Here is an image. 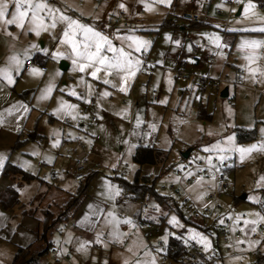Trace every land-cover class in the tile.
I'll return each instance as SVG.
<instances>
[{
	"label": "rangeland",
	"instance_id": "374dc122",
	"mask_svg": "<svg viewBox=\"0 0 264 264\" xmlns=\"http://www.w3.org/2000/svg\"><path fill=\"white\" fill-rule=\"evenodd\" d=\"M34 2H45L68 14L50 1ZM141 2L146 5L144 11L134 13L127 20H141L145 25L132 24L128 31L147 43L137 45L131 41L119 46L116 40L112 41L114 46L131 52L133 61H140L130 72L121 73L126 76L125 81L116 75H105L103 71L98 74L99 79H94L89 74L91 69L84 73L74 72L70 59H53L52 52L70 51L58 42L62 38V24L58 23L55 29L41 31L37 36L28 30L27 20L24 28L0 21V69L8 68L13 56L22 62L19 72L13 70L12 84L0 75V157L4 158L0 167V264H13L19 248L27 249L30 255L38 254L45 251L48 244L57 247L63 237V249L69 254L71 264L75 260L76 264H87L89 261L97 264L99 245L104 247L105 260L113 251L115 264H157L156 256L164 253L159 243L166 248L170 238L195 244L207 257L221 259L215 264H257L258 252L264 255V237L251 239L249 228L245 227L243 233L234 238L236 254L229 251L230 244L218 235L229 208L246 216L247 227L263 225L264 232V221L257 215L264 188V180H261L264 177V151L245 154L241 159L239 152H220L214 147L220 145L221 148L235 149L264 144V44L258 46L263 53L259 62L246 59L251 55L252 47L242 46L244 41H262L261 38L264 41V33L245 30L264 27V0ZM249 4L254 7H248ZM191 6L208 11L204 13L216 20L214 26H202L198 30L184 22L181 18L186 13L202 14L186 12ZM239 10L241 13L237 16ZM59 15L60 12H57L56 16ZM228 16L232 18L225 30L224 21ZM166 19H177V28L172 31L162 27ZM46 23L51 21L46 20ZM183 27L187 30L182 31ZM223 31L238 32L232 54L220 51L211 54L213 59L207 60V54L200 53L203 49L197 51L199 54L195 53L196 46L204 48L212 45L215 51L222 46L229 50L230 45L221 35ZM157 33L161 39L156 40ZM209 36H219L221 46L212 43ZM129 44H132L131 48ZM32 45H37V48ZM137 46L141 51L134 50ZM41 49H47L49 54ZM179 51L191 61L197 59V54L201 55V63L204 61L214 67L209 78L219 85L220 95L207 90L202 98L210 119L200 120L198 117L201 94L195 99L193 96L196 95L182 96L180 93V85L175 82L173 72V58ZM163 57L167 60H162ZM28 60L34 64L25 70ZM62 62L68 64L66 70H62ZM42 66L45 71L41 70ZM146 66L147 70L144 69ZM34 67L43 75H32ZM56 72L60 75L57 76ZM200 76L203 75H197V78ZM104 79L111 83L104 84ZM50 83L54 84L52 93L49 98L41 99ZM121 87L125 90L120 91ZM225 89L229 90L228 98L221 97ZM70 91H76L78 96L69 95ZM104 92L109 95L104 96ZM80 94H84L83 99L79 98ZM189 100L191 103L186 104ZM60 101L77 106L72 113L76 119L66 115L65 111H57ZM93 118L98 120L96 127L92 123ZM237 129L254 130L257 137L251 142L239 143L235 137ZM229 137L233 138L231 143L228 142ZM152 139L157 149L170 153L166 167L178 169L190 162H200L206 156L209 159L221 155L235 167L226 175L225 183L229 188L222 196L223 208L213 212L209 218L197 220L210 229L208 232L198 231L184 222L182 217L190 219L192 213L181 204L179 211L166 214L165 221L159 224V211L152 214L149 209L142 208L140 201L126 198L120 181H134L140 167L134 163L133 155L138 146L146 145ZM189 150H192L189 158L182 160L181 155ZM80 152L85 153L88 165L84 174L91 176L88 198L79 207L88 218L89 228L81 230L73 227L69 234L64 235L61 230L64 219L60 221L58 217L61 208L75 196L81 185L75 181L78 174L76 155ZM7 164L38 179L27 184L20 175L4 176ZM160 171V166L143 168V172L155 177ZM173 174L172 171L157 181L156 190L161 195L173 197L170 190L164 189L165 182L173 180ZM215 181L213 175L196 174L194 183L187 187L189 196L197 204L205 205L208 197L215 192ZM10 189L18 193L22 206L4 207L3 204L11 198ZM116 190L119 195L115 194ZM241 196L246 197L240 200ZM150 201V207L158 208L153 200ZM46 207H51L55 215V222L50 223L48 228L45 224L46 211H43ZM25 213L29 215L25 216ZM109 213L112 215L109 216ZM138 214L141 219H138ZM137 220L149 222L140 228L134 224ZM125 224L129 229H121V225ZM156 230L159 235L155 234ZM81 244L85 245L83 250ZM50 261L51 255H48L46 263Z\"/></svg>",
	"mask_w": 264,
	"mask_h": 264
},
{
	"label": "snow or ice",
	"instance_id": "6c2138e0",
	"mask_svg": "<svg viewBox=\"0 0 264 264\" xmlns=\"http://www.w3.org/2000/svg\"><path fill=\"white\" fill-rule=\"evenodd\" d=\"M159 3H164L165 0H157ZM121 8L124 7L123 4L120 5ZM248 7H254V5L249 4ZM151 10V8H149ZM60 12V15L57 17L56 13ZM45 13V15H42ZM26 20L28 21V30L34 32L37 36L40 35L41 31H48L49 28L55 29L59 24L64 25L62 28V38L58 42L62 45H66L70 51L68 53L64 52H52L50 55L53 59L66 58L70 59L73 64V71L84 73L87 70L91 69L90 75L94 79H99V73L103 71L105 75H116L122 81L126 80V76L121 75L124 72H130L133 67H136L140 64L139 60L133 61L131 52H126L123 47H116L113 45V42L106 36L103 35L100 31L95 30L92 27L86 26L79 21L72 19L71 17L64 14L60 9L54 8L45 2H34V0H0V21H3L7 25H15L20 28L26 26ZM46 20H50L51 23H46ZM246 31H260L264 33V27L258 29H245ZM208 39L216 44L217 47H220V37L219 36H209ZM125 40L133 41L137 45L146 44L147 42L140 41L138 38L133 36L125 37ZM264 44V41H244L242 46L248 45L251 47L259 46ZM33 48H37V45H32ZM129 48L132 47V44L128 45ZM47 55V49H41ZM136 52L141 51V48L137 46L134 49ZM106 53H111L109 56ZM21 61L13 56L11 58V63L8 68L0 69V75H2L3 80H6L8 84H12L13 81V70L19 72ZM31 74L40 76L43 73L37 69L32 68ZM134 75V72L132 73ZM56 75L59 76L60 73L56 72ZM81 83H84L81 80ZM104 84H110L111 81L108 79L103 80ZM90 87V86H89ZM115 87V85H113ZM54 88V84L50 83L45 89L41 96V99L49 98ZM123 87L120 88V91H124ZM69 95L78 96L76 91H70ZM104 96H108V92L103 93ZM79 98L83 99L84 94H80ZM75 104H70L66 101H60V106L57 111H65L66 115L70 116L72 119H76V116L73 115V111L76 109ZM139 124V120H137ZM155 126H153L154 128ZM232 137L228 138V142L231 143ZM59 144V141L56 142ZM56 146V145H54ZM134 147V146H133ZM220 152L226 151H236L241 154V159H243L245 154L252 153L254 151H264V144L252 145L247 148H221L220 145L214 146ZM206 151H211L212 149H205ZM3 157H0V167L3 166ZM220 161L222 162L226 159L225 156H219ZM208 164L211 167L212 165L211 158L208 160ZM261 180H264V177H261ZM116 195H119L118 190L115 192ZM112 213H109L111 216ZM261 220H264V215H260ZM175 220V218H173ZM128 221H125L127 223ZM248 221H245V224H248ZM251 223L255 224V221ZM255 231L253 227L251 229ZM85 248V245L81 244V250Z\"/></svg>",
	"mask_w": 264,
	"mask_h": 264
},
{
	"label": "built area",
	"instance_id": "2783aa9c",
	"mask_svg": "<svg viewBox=\"0 0 264 264\" xmlns=\"http://www.w3.org/2000/svg\"><path fill=\"white\" fill-rule=\"evenodd\" d=\"M224 2H228L229 0H223ZM262 9V8H261ZM220 13V12H219ZM184 20H187L192 23H204L209 19L206 13L204 14H192L188 15L187 13L183 16ZM232 17L228 16L224 21L225 29L227 28L230 19ZM133 25H142V22L136 21L133 22ZM213 55L207 54L206 59H213ZM147 59V58H146ZM145 59V62L148 61ZM34 62L32 60H28L26 63V69H29ZM174 73H175V82L180 85V93L182 95L187 94L190 96L204 94L207 90L209 92L219 93V85L213 82L209 76H197L193 75L189 71V62L186 56L179 52L174 56ZM42 71H45V68H41ZM147 70V66L144 68ZM239 73V70H237ZM216 110V109H215ZM92 123L94 126L98 125V120L96 118L92 119ZM149 147L153 146V143L150 142L148 144ZM208 156L205 157L204 160L200 162H190L184 164L183 167L178 168L173 173V180L166 181L164 184V189H168L173 193V196L181 203L184 204L188 210L192 213L191 217L194 219H202L209 218L212 216L213 212L217 210H221L223 205H225L222 196L227 193L229 185L225 183L226 181V170L231 166L228 160H223L222 162L218 157H211L212 165L215 167H211L208 164ZM85 161V153H80L77 155L76 168L77 174L76 180H82L84 174L82 173L86 169ZM196 174L199 175H213L215 177V182L217 183L215 187V192L212 193L205 205L197 204L188 194V186L192 185L196 180ZM143 209H149L152 213H157L158 208L150 207L149 201H144L141 203ZM259 214L264 215V188L261 191L260 201H259ZM247 218L245 215H240L235 212L234 209H230L228 211V216L223 220L222 225L220 226V236L224 238V240L230 244L229 251L236 254V245L234 244V238L243 233L244 228L246 227L250 229L248 231V236L251 239H258L264 237L263 225L255 226V231L251 229L253 227H247L245 224ZM264 221V220H263ZM134 224L138 227H142V221L137 220ZM75 226L74 217H67L64 219L63 234L66 235L70 230ZM129 226L127 224L123 225V229H127ZM247 231V230H246ZM156 235H159V231L156 230ZM64 238V237H63ZM163 247L164 253L162 255L156 256L157 264H210L217 263V261H221V259H216L214 257H207L202 249L195 244L187 243L181 252L175 249L173 252H169L168 248L164 247L162 243H159ZM64 243L63 241L59 243V245L52 246L50 250L51 261L52 264H71L70 256L63 249ZM243 245L242 247H244ZM177 255V259L171 258V254Z\"/></svg>",
	"mask_w": 264,
	"mask_h": 264
},
{
	"label": "trees",
	"instance_id": "16d2710c",
	"mask_svg": "<svg viewBox=\"0 0 264 264\" xmlns=\"http://www.w3.org/2000/svg\"><path fill=\"white\" fill-rule=\"evenodd\" d=\"M170 24L168 21H166L164 26L166 27V26H169ZM191 25L194 28H197L201 26L202 23H192L191 22ZM230 36H233L232 41H231L233 42V39L235 38V34L233 35L227 34V37H230ZM204 94H202V96H204ZM198 111H199L198 117L200 120L210 119V115L206 113V110L203 104L199 105ZM235 137L239 143H247V142H251L255 140L257 136L254 130L237 129L235 131ZM169 154L170 153L168 151L157 149L154 145L151 147H149L147 144L138 146L133 155V161L140 168L139 170H137L135 174L134 181L132 183L127 182L125 180L120 181L121 187L127 199L140 201L141 203L144 201L151 202L150 200H153L155 205L158 207V211L161 213L160 215L161 222L159 224H162L165 221L166 214L172 211H176V210L179 211L178 206H180L181 204L174 196L167 197V196L161 195L156 190V184L159 179H163L166 176H168L172 171L174 172L175 170H177L175 169V167H171V166L166 167L165 164L169 160ZM182 160H186V159L182 157ZM157 166L161 167V171L159 173V176L157 177H155L151 173L143 172L144 167H157ZM234 168H235L234 166L233 167L230 166L226 170V175L230 171H233ZM10 174L20 175L22 177V180L26 183H30L31 181L38 179L37 177L29 173H26L17 167L7 164V166L4 168L3 175L9 176ZM90 180H91V176H85V175L82 180H79L81 185L78 188L77 193L68 203H66L63 206V208H61L62 211H61V215L58 220L61 221L67 218V215L69 214L74 215V213L77 212L81 203L86 198H88ZM116 180H119V178H116ZM8 192L10 193L11 198L8 202L3 204L5 208H11L17 205L19 201L18 200L19 195L16 191L10 189L8 190ZM240 200H242L241 197H240ZM181 205L183 207H186L184 204H181ZM45 213H46L45 224L48 228L49 224L50 223L53 224L55 220L53 219V216L50 212L46 211ZM138 219H141V216H139V214H138ZM182 219H184V222L187 225H191V227H193L194 229L198 231L208 232L210 230L203 225V222L199 223V221H197L201 219H194L192 217L190 219H185L182 217ZM151 223L153 224V222ZM218 235L220 236V230L218 231ZM185 245L186 243L182 240L170 238L167 248L169 252H173L175 249L181 252L184 249L182 248V246H185ZM51 249H52V245L48 244L47 249L43 251L42 253L30 255V252L27 249L19 248L17 252V256L13 264H49V262L46 263V258L48 255H50ZM170 257L173 259H177V255L173 253L171 254ZM257 264H264V255L259 252L257 255Z\"/></svg>",
	"mask_w": 264,
	"mask_h": 264
},
{
	"label": "crops",
	"instance_id": "0c3cea01",
	"mask_svg": "<svg viewBox=\"0 0 264 264\" xmlns=\"http://www.w3.org/2000/svg\"><path fill=\"white\" fill-rule=\"evenodd\" d=\"M47 1H50L49 3H51V4L54 3L56 6L61 7L63 10L67 11L68 14L65 12L64 13L67 16L71 17L72 19H75V20L79 21L80 23H82L86 26L92 27L95 30L100 31L103 35H106L111 41L116 40L117 45H119V46H120V43H126V42L131 43V41L125 40V37L133 36V34H131V32L128 31L129 27L133 26L132 25L133 22L139 21V22H142L141 26L145 25L144 22L141 20H132L130 22L127 20L130 16H133L134 13L135 14H141L144 11V8L146 7V5L143 2H141V0H47ZM121 4L124 5L123 8L120 7ZM199 9L200 8H198L197 6H191L188 9H186V12H187V10L193 11V12H199L202 14H204V12H208V11H205V9L204 10H199ZM126 11H128L129 13L126 14ZM181 19L184 22L191 24V22L184 20L183 17ZM166 21H168L169 24L171 23L169 26H166L169 30L173 31L174 29L177 28V25H176V23L178 21L177 19L176 20L166 19L163 22L162 27H165L164 24L166 23ZM214 21H216V20H213L209 17V19L207 21H205L204 23H202L201 26H199L195 29H198L202 26L212 27L216 23ZM190 27L194 28L192 25H190ZM181 30L186 31L187 29L185 27H183V28H181ZM227 34L228 35L235 34V38L233 39V42H231L233 36L227 37ZM227 34L225 31H223V33L221 35L224 36V41L228 45H230L229 50H228V48L226 50H225V48L223 49L222 46L220 48H218V50H216V51L214 50V47L212 45L205 46L204 48H199L196 46L194 49L195 53L197 51H199V49H203L200 51V53H206V54H216L217 53L218 54L220 51H223L225 53L230 52L232 54V50H233L232 46L237 41L238 32H227ZM241 34H243V32ZM159 38L161 39V36L159 33H157L156 40H158ZM261 40L263 41V38H261ZM182 49H183V47H182ZM250 51H251V55L246 57V59H248L249 61L259 62V58L263 54V53L262 54L260 53L259 47L258 46L252 47ZM179 52L182 53V51H179ZM198 54L196 56L197 59H193L192 61L188 56L185 55L189 64H190L189 71L195 76H197V75L212 76V70L214 67H212V65L210 63H204V61H202V63H201V57H200L201 55H198ZM150 56H151V53L148 55L147 60H149ZM235 57H237V56H235ZM246 59H244V60L246 62H249ZM162 60L166 61L167 58L163 57ZM173 60H174V58H173ZM173 63H174V61H173ZM174 66H175V64H174ZM29 69L25 68V70H29ZM182 96H184V95H182ZM196 96H193V98H195V99L198 98V96L197 97ZM202 98H203V96L201 95V97H200L201 100L198 102V107L200 104H202ZM195 99L193 100V102L195 101ZM189 103H191L190 100L186 102V104H189ZM150 142H152L153 145L155 146L154 139L150 140L147 143V145ZM80 153H82V152H80ZM77 155H76V162H77ZM85 164L88 167V165L86 163V155H85ZM87 167H86V169H87ZM84 171L82 172L83 174H84ZM77 173L79 174V172H77ZM75 176H77V174ZM75 181H77L76 177H75ZM77 182H79V181H77ZM27 184H29V183H27ZM20 205L22 206V204L19 200L17 206H20ZM23 206L26 208L25 205H23ZM29 211H31V210H29ZM43 211L50 212L53 216V219H54L55 215L51 212V207H48V208L46 207L45 209L43 208ZM28 215H29L28 213H25V216H28ZM30 215H33V214L30 213ZM60 215H59V217H60ZM72 216L75 219V226L73 229H77V228L80 229L81 228V230L82 229L84 230V229L89 228L88 218L86 217L85 213H81L80 209L77 210V212H75L74 215H72ZM59 217H58V219H59ZM148 222L149 221H144V222L142 221V226ZM122 226L123 225H121V229H123ZM127 229H129V227ZM127 229H123V230H127ZM69 238H70V236H69ZM62 241H63V238L61 239V242ZM63 243H64V241H63ZM52 246H54V245H52ZM97 249L99 250V252L97 253V264H115L113 262V257H112L113 251L109 253L110 257L108 258V260H105L104 251H103L104 247L99 245V246H97ZM70 253L72 255L71 250H70ZM156 261H157V259H156ZM74 264H76V260H75ZM87 264H92V261H89Z\"/></svg>",
	"mask_w": 264,
	"mask_h": 264
},
{
	"label": "water",
	"instance_id": "95a60500",
	"mask_svg": "<svg viewBox=\"0 0 264 264\" xmlns=\"http://www.w3.org/2000/svg\"><path fill=\"white\" fill-rule=\"evenodd\" d=\"M240 13H241V11L239 10L237 16H239ZM67 67H68V64H67L66 62H62V63H61V68H62V70H66ZM221 97H222V98H228V97H229V90H228V89L223 90V91L221 92ZM191 152H192V150H189L188 152L183 153V154H182V157H183L184 159H188L189 156H190V154H191ZM245 197H246V196H241V199L244 200ZM49 264H52V263H49Z\"/></svg>",
	"mask_w": 264,
	"mask_h": 264
}]
</instances>
